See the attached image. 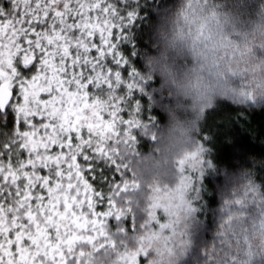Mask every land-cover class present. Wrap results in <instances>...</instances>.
Here are the masks:
<instances>
[{
    "label": "snow or ice",
    "instance_id": "snow-or-ice-1",
    "mask_svg": "<svg viewBox=\"0 0 264 264\" xmlns=\"http://www.w3.org/2000/svg\"><path fill=\"white\" fill-rule=\"evenodd\" d=\"M125 22L113 0H0V109L19 137L0 145V264H79L77 244L122 216L114 197L130 181L103 190L96 161L119 171L110 146L141 123Z\"/></svg>",
    "mask_w": 264,
    "mask_h": 264
},
{
    "label": "clouds",
    "instance_id": "clouds-1",
    "mask_svg": "<svg viewBox=\"0 0 264 264\" xmlns=\"http://www.w3.org/2000/svg\"><path fill=\"white\" fill-rule=\"evenodd\" d=\"M250 2L251 11L241 8L244 0H178L158 15L153 50L137 73L140 81L158 80L155 142L140 151L131 141L110 146L131 172L126 190L135 195L120 208L133 219L79 242V264H189L196 248L207 258L202 264H241L231 250L242 248L245 221L231 211L213 220L210 194L222 174L235 175L264 206V153L218 159L219 146L204 131L209 111L229 101L264 108V0ZM14 139L15 127L0 132V145ZM250 242L264 248V231L251 233Z\"/></svg>",
    "mask_w": 264,
    "mask_h": 264
},
{
    "label": "trees",
    "instance_id": "trees-1",
    "mask_svg": "<svg viewBox=\"0 0 264 264\" xmlns=\"http://www.w3.org/2000/svg\"><path fill=\"white\" fill-rule=\"evenodd\" d=\"M178 0H113V3L122 16L126 18L124 35L120 40V50L127 60L125 73L126 79H134L139 87L132 90L133 94L128 99L133 106L139 104L138 118L141 123L132 129L135 137L131 142L136 145L137 151L147 150L154 143V137L150 132L162 118L158 119V110L154 103L156 99L155 88L158 80L138 79L137 73L144 67L145 54L153 50L154 40L152 39V29L157 21L158 15L165 9L175 7ZM7 4V0H4ZM244 7L251 8L254 4L250 0H244ZM129 13H133L128 22ZM259 54L260 53L258 50ZM125 93L127 89H122ZM16 97L13 96L15 102ZM15 127V116L9 106L6 109H0V132ZM23 130V129H22ZM230 130L235 135L237 148L235 151L244 150L247 152L264 153V144L259 140L264 138V108L255 102H233L221 105L219 108L209 111L207 114L204 137L210 142L211 146L218 145V159L230 160L234 152L231 141L225 142L223 133ZM125 146H127L125 144ZM118 163L119 160L117 159ZM97 183L103 190L107 191L110 185L122 183L125 179L130 181L131 172L127 168L115 170V166L104 159L96 161ZM264 191V189H260ZM134 192L129 190L120 191L114 197L117 206L124 204V197L133 196ZM212 199L213 220L217 216L226 212L239 213L246 224L244 237L240 243L242 248L232 249L231 255L236 256L241 264H264V248L250 242V234L264 231V212L257 195V190L249 189L242 179L238 176L226 177L223 174L221 178L214 183V192L210 194ZM133 211L137 210L134 201ZM106 203L98 205L97 211H104ZM133 219L131 214L117 217L115 215L106 218V227L109 229L118 228L121 224H130ZM201 233H197V238ZM205 238H207L205 236ZM207 259L202 255L199 248H196L189 257V264H202ZM209 264H214L209 261ZM233 264H236L233 261Z\"/></svg>",
    "mask_w": 264,
    "mask_h": 264
},
{
    "label": "water",
    "instance_id": "water-1",
    "mask_svg": "<svg viewBox=\"0 0 264 264\" xmlns=\"http://www.w3.org/2000/svg\"><path fill=\"white\" fill-rule=\"evenodd\" d=\"M12 101H13V97H12Z\"/></svg>",
    "mask_w": 264,
    "mask_h": 264
}]
</instances>
